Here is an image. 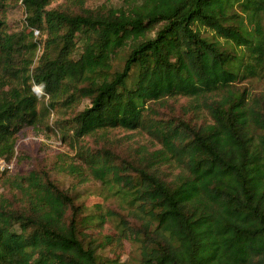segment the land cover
Segmentation results:
<instances>
[{
	"label": "trees",
	"instance_id": "trees-1",
	"mask_svg": "<svg viewBox=\"0 0 264 264\" xmlns=\"http://www.w3.org/2000/svg\"><path fill=\"white\" fill-rule=\"evenodd\" d=\"M92 1L0 0V264H264V0Z\"/></svg>",
	"mask_w": 264,
	"mask_h": 264
},
{
	"label": "rangeland",
	"instance_id": "rangeland-1",
	"mask_svg": "<svg viewBox=\"0 0 264 264\" xmlns=\"http://www.w3.org/2000/svg\"><path fill=\"white\" fill-rule=\"evenodd\" d=\"M63 2H65V0H53L51 8L57 7ZM105 2L106 0L92 1L93 5L95 6H99ZM23 21H24V8L22 6L16 5L15 7L9 10L8 23L12 31H19L20 28H22ZM257 86H258L257 90L264 89V83H260ZM34 90L37 92L39 88L37 89L35 87ZM53 118L54 116L52 114L50 117L49 125H51ZM116 137L118 139L129 137L132 143H137V142L144 143L147 141V138L142 134H135L131 132L129 133V132L119 131L116 134ZM18 147L20 149L23 148L24 150H27L35 158H39V159L54 157L62 153L68 154L70 156L74 155L71 145L68 142L62 144V142H60L58 135H55L54 132H47L44 129V127H40L39 129H26L19 138ZM123 149L125 150V148ZM70 185L71 183H68V186ZM80 191L82 192V194L80 195L82 199L81 202L84 201L89 206L99 202L100 200L108 204H110L109 202H112V199L111 200L107 199L109 198L110 193L100 183L89 182L85 184V186L81 187ZM134 251H135V244L133 242H121V243L117 242L115 243V246L112 248V250L109 247V251L107 253L108 255H116V256L119 255L120 257H122L123 261H128L130 256L134 253ZM114 252H116L117 254H115Z\"/></svg>",
	"mask_w": 264,
	"mask_h": 264
},
{
	"label": "built area",
	"instance_id": "built-area-1",
	"mask_svg": "<svg viewBox=\"0 0 264 264\" xmlns=\"http://www.w3.org/2000/svg\"><path fill=\"white\" fill-rule=\"evenodd\" d=\"M38 34V32H36ZM39 92V91H37ZM16 160H0V174L12 172L15 169Z\"/></svg>",
	"mask_w": 264,
	"mask_h": 264
},
{
	"label": "bare ground",
	"instance_id": "bare-ground-1",
	"mask_svg": "<svg viewBox=\"0 0 264 264\" xmlns=\"http://www.w3.org/2000/svg\"><path fill=\"white\" fill-rule=\"evenodd\" d=\"M37 88V87H36ZM38 89V88H37ZM39 92H40V90H39Z\"/></svg>",
	"mask_w": 264,
	"mask_h": 264
}]
</instances>
